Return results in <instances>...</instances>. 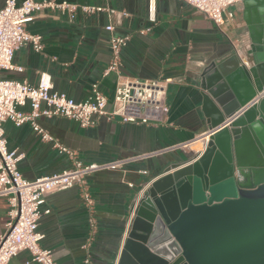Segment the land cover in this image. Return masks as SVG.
<instances>
[{"label":"crops","instance_id":"0c3cea01","mask_svg":"<svg viewBox=\"0 0 264 264\" xmlns=\"http://www.w3.org/2000/svg\"><path fill=\"white\" fill-rule=\"evenodd\" d=\"M66 1L105 5L128 14L113 17L114 33L129 35L118 72L103 75L111 57L104 13L79 12L71 20L57 10L46 8L26 26L28 32L41 35L42 49L16 50L12 63L22 66L23 70H0L1 78L34 84L38 73L46 71L51 76L53 89L76 101L85 100L91 85L96 83L107 98V111L112 109L118 81L167 78L170 79L166 90L168 112L162 122L147 124L123 122L117 116L93 115L90 127H81L78 122L60 116L40 118L39 124L54 139L76 151L83 163H101L185 142L207 129L201 112L198 76L211 59L234 54L233 40L249 47L241 11L237 10L226 26L218 28L183 0H152L154 22L148 21L149 0ZM144 28L149 30L143 33ZM21 109L27 110L28 105ZM1 126L7 148L23 153L17 168L24 178L31 180L69 167L68 157L50 142L42 141L27 124L17 127L5 121ZM193 157L196 156L190 149H178L131 163L125 173L101 171L88 176L87 186L94 200L92 216L78 186L48 194L42 208L50 211L38 220V230L43 234L41 246L51 249L58 264H117L134 217L130 218V212L136 197L143 195L150 182L174 171L165 172L172 162L182 163ZM8 210L7 199L0 197V235ZM90 217L96 222V232L87 245ZM30 258L28 251H20L7 264H39Z\"/></svg>","mask_w":264,"mask_h":264},{"label":"water","instance_id":"95a60500","mask_svg":"<svg viewBox=\"0 0 264 264\" xmlns=\"http://www.w3.org/2000/svg\"><path fill=\"white\" fill-rule=\"evenodd\" d=\"M241 6L248 57L198 76L207 145L144 189L117 264H264V0Z\"/></svg>","mask_w":264,"mask_h":264},{"label":"built area","instance_id":"2783aa9c","mask_svg":"<svg viewBox=\"0 0 264 264\" xmlns=\"http://www.w3.org/2000/svg\"><path fill=\"white\" fill-rule=\"evenodd\" d=\"M183 1L201 12L218 28L226 26L227 22L235 17L230 7L234 6L236 11L242 9L241 0ZM46 8L57 10L71 20H74L79 12L85 15L104 13L107 17L104 28L109 32L111 57L103 75L118 72L121 52L129 40V35L114 33L113 17H126L128 14L105 5L79 4L66 0H3L0 7V70H23L22 66L12 63L14 52L19 48L32 47L35 51L42 49L41 35L28 32L26 26ZM148 21H155L152 0H149ZM148 30L149 28H144L141 32ZM232 44L237 57L245 60L248 57L245 51L248 45L236 40H233ZM169 82L170 79L167 78L120 80L114 88L112 109L107 111V98L96 83L91 85V92L85 100L76 101L63 92L55 91L51 76L46 71L38 73L34 84L0 76V197H5L9 203L8 219L0 235V264H7L20 251H28L32 262L58 264L51 249L41 246L43 234L38 230L39 218L50 211L49 208H42L48 194L78 186L83 203L92 216L94 200L87 186L88 176L101 171L119 170L125 173L127 165L131 163L144 162L178 149H190L196 157L204 151L210 135L207 129L188 141L162 149L135 153L108 162L83 163L76 151L60 144L38 122L42 117L60 116L78 122L81 127H90L93 125V115H105L107 118L117 116L123 122L159 123L168 112L166 90ZM25 105H28V109L22 110ZM5 121H11L17 127L27 124L42 141L50 142L53 148L68 157L69 167L31 180L24 178L17 168V162L23 153L7 148V139L1 126ZM197 142L199 147L195 150L192 145ZM142 172L146 173V170ZM140 196L141 193L134 201L130 218L134 216ZM88 225L87 245L94 239L96 232L94 218L90 217Z\"/></svg>","mask_w":264,"mask_h":264},{"label":"bare ground","instance_id":"6f19581e","mask_svg":"<svg viewBox=\"0 0 264 264\" xmlns=\"http://www.w3.org/2000/svg\"><path fill=\"white\" fill-rule=\"evenodd\" d=\"M199 147V143L197 142V143H193V145H192V148L193 149H197ZM178 248L176 247V250H177Z\"/></svg>","mask_w":264,"mask_h":264},{"label":"rangeland","instance_id":"374dc122","mask_svg":"<svg viewBox=\"0 0 264 264\" xmlns=\"http://www.w3.org/2000/svg\"><path fill=\"white\" fill-rule=\"evenodd\" d=\"M230 10H232L236 15L237 11H236V8L234 6L230 7Z\"/></svg>","mask_w":264,"mask_h":264}]
</instances>
